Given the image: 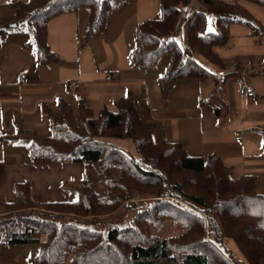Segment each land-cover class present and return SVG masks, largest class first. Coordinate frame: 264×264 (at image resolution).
Wrapping results in <instances>:
<instances>
[{"label": "trees", "instance_id": "1", "mask_svg": "<svg viewBox=\"0 0 264 264\" xmlns=\"http://www.w3.org/2000/svg\"><path fill=\"white\" fill-rule=\"evenodd\" d=\"M121 1L10 0L14 19L31 34L37 62L43 66L58 58L47 41L49 20L86 7L85 37H92L105 29L111 3ZM189 1L159 0V17L143 19L135 27L130 52L135 66L149 68L163 54L170 56L158 77L162 95L177 79L207 78L211 73L201 59L225 67L214 47L229 39L230 23L257 26L251 18L225 13L241 9L237 0H202L211 11H223L211 13L209 31L208 11L195 10L184 19L181 7ZM247 1L264 7V0ZM181 20L187 52L175 37ZM8 22L0 18L7 30L18 27ZM114 105L115 110L103 106L93 114L87 100L79 97L76 109L62 98L56 110L44 107L51 130L32 137L31 165L78 162L91 173L70 188L74 198L65 201H36L29 181L15 182L12 199H0V245L37 244V264L67 259L70 264H233L226 246L231 239L247 264H264V193L256 190V176L235 178L216 154L194 156L180 141H155V125L141 119L130 94ZM262 137L264 144V127ZM110 139H130L136 154ZM3 176L0 161V183ZM131 205L138 208L131 223L106 232L68 221L113 215ZM65 214L71 217L63 218ZM164 219L183 227L182 232L160 237L149 229L160 227Z\"/></svg>", "mask_w": 264, "mask_h": 264}, {"label": "crops", "instance_id": "2", "mask_svg": "<svg viewBox=\"0 0 264 264\" xmlns=\"http://www.w3.org/2000/svg\"><path fill=\"white\" fill-rule=\"evenodd\" d=\"M237 3L257 26L230 23L227 42L214 47L225 67L207 62L211 73L207 78L177 79L166 95L161 94L158 77L170 56L159 57L149 68L135 66L130 57L137 23L159 17V0L112 2L105 29L88 38V8L52 18L47 23V41L58 58L48 66L38 64L32 36L25 27L21 33L1 25L0 136H14L13 140L0 139L1 201H10L14 183L24 180L31 183L36 201L72 200L74 196L62 192L61 185L82 179L81 163L44 167L30 163L32 137L48 135L51 130L44 107L54 111L62 98L76 109L78 98L84 97L96 114L103 106L115 110L114 101L128 94L134 99L148 98V106L136 107L144 122L155 125V141H180L194 156L216 154L231 167L233 177L254 174L256 190L264 193V7L247 0ZM7 5L13 8L10 0H0V10ZM239 10L225 13L240 19ZM0 18L18 26L13 9L10 17L0 13ZM25 68L29 82L19 84L18 76ZM239 77L252 87V96L245 94ZM110 140L136 154L135 149L129 151L116 139ZM26 245H0V264H23ZM62 264H70L69 259Z\"/></svg>", "mask_w": 264, "mask_h": 264}, {"label": "rangeland", "instance_id": "3", "mask_svg": "<svg viewBox=\"0 0 264 264\" xmlns=\"http://www.w3.org/2000/svg\"><path fill=\"white\" fill-rule=\"evenodd\" d=\"M207 8H208V6H206L205 11H207ZM12 9L13 8L11 5H7L4 7H1L0 13L6 17H10V15L12 13ZM241 10L242 9H240L239 11L241 12ZM243 11L244 10H242L240 19L251 18L247 12H243ZM206 14H207V18H208V28H209V26L211 25L212 19H213V15L211 14V12H206ZM182 15H183V13H182ZM235 16H237V15H235ZM17 24H18V27H16L15 30L18 29V31H21V33H23V30H25V29H23L22 27H24L25 25L20 24V22H18V21H17ZM185 26H186L185 22L183 20H181L178 24L177 29H176V36L175 37H176V40L178 41L179 45L183 49V51L187 52L186 41H185ZM211 27H212V25H211ZM164 57H166V58L169 57V54L166 53V54L162 55L159 58V60L164 58ZM200 62L204 66L209 65L206 61H204L202 59L200 60ZM116 142H118L119 145L124 146L129 151H133L135 149L133 147L134 145H132V143L127 139H116ZM90 173H91L90 169L83 167L82 176L90 175ZM78 181L79 180L72 179V181L69 180L68 182L63 183L61 185L62 192L71 195L72 193L70 191V188L73 187ZM137 209H138L137 207H135L134 205H131L129 208H122L119 212H117L116 214H113V215L101 216V217H89V218H84L82 220L70 219L68 221L79 223V224L85 223L86 226H88V227L106 232L110 228L122 227V226H126V225L130 224L131 220L133 218V215L137 212ZM3 217L4 216L0 215V219H3ZM62 217L63 218H69L71 216H67V214H65V216H62ZM141 223H142V227H144L145 223H143V222H141ZM149 229L153 233L159 235L160 237H167L170 235H176V234L181 233L183 230V227L176 225L175 223H173L170 220L164 219L163 221H161L160 227L159 226L158 227H150ZM226 241H227L226 246L231 251V258L233 260V264H247V262L243 258V255L241 254L238 246L231 239H227ZM37 250H38L37 244H27L25 246V249H24V259L25 260H24L23 264H37L34 261V257L37 253ZM29 256L31 257L30 261L28 260Z\"/></svg>", "mask_w": 264, "mask_h": 264}, {"label": "built area", "instance_id": "4", "mask_svg": "<svg viewBox=\"0 0 264 264\" xmlns=\"http://www.w3.org/2000/svg\"><path fill=\"white\" fill-rule=\"evenodd\" d=\"M206 6L204 3L201 2V0H191V3L188 5H185L183 7V16L184 19H187L189 15L195 11L196 9L205 10ZM29 74L28 69L25 68L23 72H21L18 76V82L19 84H26L29 82ZM238 82L243 86L245 94L248 96H252L254 94L252 87L244 80V78L239 77ZM135 106L139 107L141 105H149V100L147 97H143L141 99H134Z\"/></svg>", "mask_w": 264, "mask_h": 264}, {"label": "bare ground", "instance_id": "5", "mask_svg": "<svg viewBox=\"0 0 264 264\" xmlns=\"http://www.w3.org/2000/svg\"><path fill=\"white\" fill-rule=\"evenodd\" d=\"M201 2L203 3V1L201 0ZM191 3V0L189 1V2H187L186 4H184L182 7H181V12L183 13V7L185 6V5H188V4H190ZM199 10H201V9H196V11H199Z\"/></svg>", "mask_w": 264, "mask_h": 264}, {"label": "snow or ice", "instance_id": "6", "mask_svg": "<svg viewBox=\"0 0 264 264\" xmlns=\"http://www.w3.org/2000/svg\"><path fill=\"white\" fill-rule=\"evenodd\" d=\"M209 31H213V29H212L211 25L209 26Z\"/></svg>", "mask_w": 264, "mask_h": 264}, {"label": "water", "instance_id": "7", "mask_svg": "<svg viewBox=\"0 0 264 264\" xmlns=\"http://www.w3.org/2000/svg\"><path fill=\"white\" fill-rule=\"evenodd\" d=\"M13 26H14V24H13Z\"/></svg>", "mask_w": 264, "mask_h": 264}]
</instances>
